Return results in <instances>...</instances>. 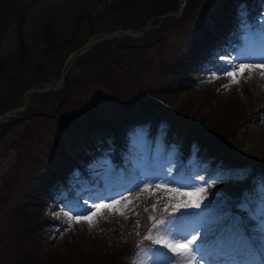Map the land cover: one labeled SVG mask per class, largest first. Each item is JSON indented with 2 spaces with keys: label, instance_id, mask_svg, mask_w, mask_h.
<instances>
[{
  "label": "rangeland",
  "instance_id": "374dc122",
  "mask_svg": "<svg viewBox=\"0 0 264 264\" xmlns=\"http://www.w3.org/2000/svg\"><path fill=\"white\" fill-rule=\"evenodd\" d=\"M137 1L0 0V116L37 79L57 83L92 35L145 30L101 41L70 61L56 91L33 94L23 113L0 121V264L36 225L21 221L27 215L43 219L38 253L59 251V264H80L63 249L70 231L93 235L87 244L110 253L135 245L126 264H204L212 247L245 243L238 223L247 216L264 255V82L243 75L264 67V0H235L223 33L215 29L225 0ZM166 2L170 12L159 18L155 6ZM252 31L245 58L223 65L232 39ZM117 137L132 143L120 170L108 157ZM93 146L104 155L87 175L76 169L56 180L37 219L27 202L47 167L59 174L61 147L74 156ZM114 220L134 238L109 232Z\"/></svg>",
  "mask_w": 264,
  "mask_h": 264
},
{
  "label": "trees",
  "instance_id": "16d2710c",
  "mask_svg": "<svg viewBox=\"0 0 264 264\" xmlns=\"http://www.w3.org/2000/svg\"><path fill=\"white\" fill-rule=\"evenodd\" d=\"M142 0H138L137 2L140 3ZM135 2L133 1V4ZM136 4V3H135ZM170 4L169 2L164 3V5H157L155 6V9L158 10L156 11V16H161L170 11L169 9ZM226 11H222V18L225 17ZM150 17H147V20ZM157 21V20H156ZM37 81H44V82H49L50 80L46 77L39 78ZM126 122L122 124V127H125L129 125V120L125 119ZM100 127L101 125L106 126V128L109 129L112 128L111 125L107 124H98ZM114 144L116 145V152L114 154V160H117L119 157V154H123L126 150V143L125 141L121 140V138L117 137L115 139ZM62 150V156L65 158V162L61 164V168L58 169V172L60 174H55L57 173V170L47 168L46 169V176L44 178H39L35 181V184L33 185L32 189V198L28 200V205L29 207H32L33 209L36 210L37 213V219L39 216H42L43 213V202L44 199L46 198V193L47 189L50 188V182L55 181L56 178H58L59 175L63 176H68L69 173L75 171L76 168L80 170H84V168L94 160L95 155L88 153V149H81L80 152L76 153L74 156L70 155L67 153V151L61 147ZM100 152H97L99 154ZM81 161L83 164L80 165V163L77 161ZM65 169V170H64ZM51 174V175H50ZM19 216V215H18ZM23 216V215H22ZM24 219L26 222H36V225H31L28 226V229L25 231L26 236L24 237V241H22L20 248L21 250L16 249L15 247H10L8 249V254H13L14 259H8L6 264H59L61 263L62 259H64L62 256H60L61 259L59 258H53L54 254H59V251H55L54 254L51 251H42L38 253V249L35 246V238L37 237L41 230H42V218L38 219L39 221H35L33 218H31L30 215L24 216L21 218V221ZM111 224L113 226H110L109 232L112 233H117V234H123L124 237L126 236L130 238H134V234H128L127 230L123 227V221L122 220H114ZM109 224V225H111ZM116 224V225H115ZM79 231V229H77ZM75 231V230H74ZM85 234H82L80 237H74L73 231H70L69 235H66L65 237V242L63 249L67 251L68 253L74 255L76 257L77 261L80 264H126L128 259L132 257L131 253L135 252V248L133 245L131 247H127L122 245V251H118L115 249L111 250V253L108 251H103L101 248H97V245H89L87 244V241H90L93 237V235L87 234V232H83ZM128 234V235H127ZM22 240V237H21ZM70 240L72 241L70 243ZM80 242V243H79ZM14 249V251H13ZM18 250V251H17ZM21 251V252H20ZM117 251V252H116ZM17 252H20L21 257L19 255L17 256ZM92 252V253H91ZM94 252V253H93ZM103 254H108V256L105 257L104 260H98V256H101ZM58 260V261H57ZM77 264V262H75Z\"/></svg>",
  "mask_w": 264,
  "mask_h": 264
},
{
  "label": "bare ground",
  "instance_id": "6f19581e",
  "mask_svg": "<svg viewBox=\"0 0 264 264\" xmlns=\"http://www.w3.org/2000/svg\"><path fill=\"white\" fill-rule=\"evenodd\" d=\"M102 37V38H100ZM95 38L93 41H90L87 45V48L89 50H92L98 43L102 41V39H105L107 35H103ZM249 37H244L242 39V43L237 44L234 46L233 49H231L230 54H223L220 56V61L223 65L229 66L230 68H234L238 61H240L243 56L245 55V52H243V48L247 46L250 42ZM250 73L248 74L246 70L243 71L244 77L248 80V82H251V84L254 86H260L264 82V67H257V66H250ZM85 187V185H83ZM67 197L65 195H60L58 197V203H66ZM207 258H210L207 256Z\"/></svg>",
  "mask_w": 264,
  "mask_h": 264
},
{
  "label": "water",
  "instance_id": "95a60500",
  "mask_svg": "<svg viewBox=\"0 0 264 264\" xmlns=\"http://www.w3.org/2000/svg\"><path fill=\"white\" fill-rule=\"evenodd\" d=\"M119 33H120V31H118V32H116V33L110 35V36L107 37V38H110V37H112V36L118 35ZM121 33H123V34H125V35H130V36H133V37H136L137 35H139V34H133V33L130 32V31H123V32H121ZM94 39H95V37L92 38L90 41H93ZM90 41H89V42H90ZM87 45H88V44H87ZM87 45L84 46L83 49H80V50L76 51L75 53H72V54L69 56L68 61L71 60V59H75L77 56H79V55L82 54L83 52L87 51V50H88ZM64 76H65V74L62 75V78H61V80L57 83V85H55V86L47 85V86L45 87V89L42 90L41 92H43V91H47V90H49V89L56 90V88L59 87V86H61V84L63 83ZM29 96H30V94L27 96V99L29 98ZM26 104H27V103H26Z\"/></svg>",
  "mask_w": 264,
  "mask_h": 264
}]
</instances>
